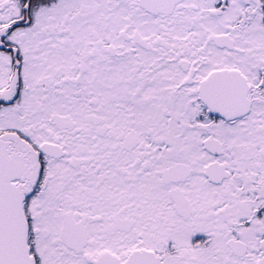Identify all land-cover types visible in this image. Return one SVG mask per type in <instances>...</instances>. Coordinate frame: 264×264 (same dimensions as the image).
<instances>
[{"label":"snow or ice","instance_id":"6c2138e0","mask_svg":"<svg viewBox=\"0 0 264 264\" xmlns=\"http://www.w3.org/2000/svg\"><path fill=\"white\" fill-rule=\"evenodd\" d=\"M0 264H264V0H0Z\"/></svg>","mask_w":264,"mask_h":264}]
</instances>
